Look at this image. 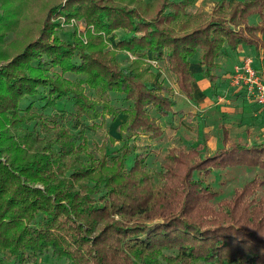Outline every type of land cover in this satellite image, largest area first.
Wrapping results in <instances>:
<instances>
[{"label":"trees","instance_id":"1","mask_svg":"<svg viewBox=\"0 0 264 264\" xmlns=\"http://www.w3.org/2000/svg\"><path fill=\"white\" fill-rule=\"evenodd\" d=\"M194 1L159 0L145 16L141 6L121 0H60L46 10L36 37L20 52L0 53V264H40L44 257L56 264H264L262 181L252 178L216 205L218 194L207 182L213 170L264 171V141L248 146L231 141L220 125L222 147L214 153L202 142L174 147L150 174L146 155H134L130 167L121 149L114 156L103 147L97 157L78 134L54 125L55 116L34 111V102L52 109L64 102L68 107L61 111L73 107L77 118H95L97 102L58 74H47L57 68L84 76L102 98L123 94L130 102L123 131L158 140L163 130L148 110L168 117L176 101L166 86L122 69L102 46L106 37L120 33L118 50L148 52L153 61L165 62L190 101L192 58L212 84L216 60L226 51L241 45L257 53L264 47L259 38L264 0H220L206 14L186 9ZM4 3L20 6L0 0V7ZM7 12H0V26L10 31ZM81 20L91 49L83 39L54 36L60 24H72L77 35Z\"/></svg>","mask_w":264,"mask_h":264},{"label":"rangeland","instance_id":"2","mask_svg":"<svg viewBox=\"0 0 264 264\" xmlns=\"http://www.w3.org/2000/svg\"><path fill=\"white\" fill-rule=\"evenodd\" d=\"M59 1L14 0V3L20 5L18 6L19 8L9 7L8 4L6 5L4 3L5 6L0 7V12L8 11L6 15L11 22V30L5 31L0 26V37L4 38L0 42V53L2 52L5 57H11L20 52L28 41L36 37L46 10ZM218 1L220 0H195L186 9L192 13L206 14L211 11L210 9L214 3ZM121 2L129 6H141L143 14L149 16L154 13L153 10H155L159 0H133V2L131 0H121ZM18 12H22L24 15ZM17 16H19V20H16ZM56 29L54 36L58 40L67 41L77 39L81 42L80 40L83 39L82 43L85 44L87 33L83 20L76 23L77 35H73L72 33L74 32L72 24H60ZM79 34L81 37H79ZM121 35L120 33L111 34L106 37L102 46L110 51L122 69L130 67L132 71L139 74L141 80H144L150 85L159 83L166 86L169 89L167 95L176 101V105L172 109V114L168 117L157 115L152 108L148 110L149 116L155 119L163 130V135L158 140L152 139L146 134L127 135L123 131V126L128 120V111L130 110V102L125 101L123 94L113 91L107 93L102 98L97 90L88 86L84 76L73 75L69 72L64 74L57 70V68L48 70L47 74H58L63 80L67 81V85L71 87L79 86L82 93L88 99L97 102L98 106L95 107V118H77L74 115L73 107H69L67 113L61 111L68 107V104L64 102H58L54 109L44 108L42 101L34 102V111L36 113L40 112L42 116L48 118L55 116L56 121H54V125H57L58 128L60 127L68 134H78L86 147L90 151L93 150L97 157L103 154L101 153L103 147L107 149V153L114 156H121L122 154L119 152V149H121L123 154H127V167H130L134 155H146V165L150 174L160 170V165L163 162L162 155L174 147L187 149L190 145L196 146L202 142L206 144L209 154L214 153L219 147H222L221 128L219 126H222V122L225 123L227 117L220 111V106L225 104L226 96L229 97L227 101L231 102L233 100V104L236 107L241 102L238 100L239 97L240 99L243 98V101L248 100L244 97L242 89L230 84V80L234 75V66L239 63H234L230 68L231 70L227 72L217 71V80L211 84L214 89L213 93L207 90L203 91V96L209 99L210 102L206 105L207 107L203 106V103H200V107L198 108L197 101L190 104L191 102L184 99V96L175 85L174 75L167 69L165 62L153 61L148 52L142 55H132L118 50L116 48V41ZM84 47L86 50L91 49L86 44ZM2 62L4 61L0 60V63ZM197 62V58L194 57L191 59L190 64H196ZM258 62L253 65L255 66L253 68L264 75V57L261 64H258ZM199 76L203 78L201 74ZM224 80H226V88L223 86L224 83L222 84ZM235 91L238 92L237 95H234ZM197 94L199 93L197 92ZM236 100H238L237 103L235 102ZM233 104L232 106H234ZM178 111H181V113H178ZM257 117L255 120L248 119L244 123L242 121L239 122L236 116L231 117L230 120L234 119V122L230 124V138L232 141H238L247 146L254 143H262L264 141V113L262 117ZM211 173L207 177V182L218 194V197L212 201L214 205L220 199L230 198L235 189L241 188L243 184L255 177L262 181L259 195L264 198V171L262 170L257 168L247 169L244 167H234L213 170ZM39 263L56 264L51 262L48 257L39 260Z\"/></svg>","mask_w":264,"mask_h":264},{"label":"crops","instance_id":"3","mask_svg":"<svg viewBox=\"0 0 264 264\" xmlns=\"http://www.w3.org/2000/svg\"><path fill=\"white\" fill-rule=\"evenodd\" d=\"M235 2V1H231ZM256 22V18L255 20L250 19L248 22ZM259 38H262L264 40V35H260ZM257 56V57H255ZM246 56H250L253 59L252 64H256V62H258V64H261L263 57H264V47L260 48L257 53H254L250 48L248 47H244V46H238V48L236 49V51L234 53H228V51H226L225 55H222L220 57L217 58L216 62L218 64V69L220 70V72H227L229 70H231V66L238 62L240 63ZM258 60V61H257ZM192 65V67H191ZM255 67V66H253ZM190 70H192L195 73V80L193 82V101L187 100L189 102H191L190 104L195 103L196 101L198 102L197 107H200V103H203V106H206L208 104V102H210L209 99H207L205 96H203V91L207 90L208 92H212L214 91V89L212 88V85L204 78H201L199 75L201 74V68L200 66L196 63V64H190L189 66ZM225 77V76H224ZM224 83V84H223ZM223 86L226 88L227 84H226V80H224L222 82ZM226 85V86H225ZM197 92L199 94H197ZM202 92V93H201ZM238 92H234V95H237ZM229 99V97L226 96L225 99V104H222L220 106V111H222V113H224L227 117V119H225V123H221L222 127L226 128L228 130V137L230 138V132H231V125L234 122V119H231V117L236 116L238 117L239 122H245L248 119H257L259 117H262V114L264 113V111H261L259 106L253 102H251L250 100H246L243 101V98L239 99L241 102H239V106L236 107V105L233 104V100H229L231 102H228L227 100ZM238 100H236L235 102L237 103ZM202 101V102H201ZM232 104L234 106H232ZM231 105V106H230ZM209 106V105H208ZM207 107V106H206ZM204 107V108H206ZM190 112V111H189ZM188 113V112H187ZM230 140L232 141V139L230 138ZM234 141V140H233Z\"/></svg>","mask_w":264,"mask_h":264},{"label":"built area","instance_id":"4","mask_svg":"<svg viewBox=\"0 0 264 264\" xmlns=\"http://www.w3.org/2000/svg\"><path fill=\"white\" fill-rule=\"evenodd\" d=\"M253 59L246 56L234 66L230 84L242 89L244 97L264 111V75L253 68Z\"/></svg>","mask_w":264,"mask_h":264}]
</instances>
